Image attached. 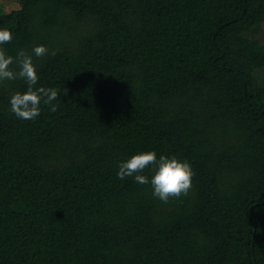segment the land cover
Instances as JSON below:
<instances>
[{
	"label": "trees",
	"instance_id": "16d2710c",
	"mask_svg": "<svg viewBox=\"0 0 264 264\" xmlns=\"http://www.w3.org/2000/svg\"><path fill=\"white\" fill-rule=\"evenodd\" d=\"M17 2L4 47L46 46L61 94L24 120L0 86V264H264V0ZM143 151L189 161V194L118 178Z\"/></svg>",
	"mask_w": 264,
	"mask_h": 264
},
{
	"label": "clouds",
	"instance_id": "9594fccd",
	"mask_svg": "<svg viewBox=\"0 0 264 264\" xmlns=\"http://www.w3.org/2000/svg\"><path fill=\"white\" fill-rule=\"evenodd\" d=\"M14 34L8 28H0V86L7 81L23 80L27 84L26 91L15 92L10 97V111L18 119L35 120L42 111V106L51 112H56L59 105L57 101L61 90L52 87L36 85L39 82L37 66L33 57L41 58L49 54V49L39 45L28 53L25 50L17 52L16 56L9 55L4 45L11 43ZM52 55H55L53 52ZM15 64L18 70L14 71ZM68 89L63 90V95ZM118 178L134 177L139 184H150L152 194L163 203L171 199L187 196L193 187L196 175L191 163L176 156L159 155L156 151H143L132 155L129 159L118 165ZM152 169L153 175L149 178L144 173Z\"/></svg>",
	"mask_w": 264,
	"mask_h": 264
},
{
	"label": "rangeland",
	"instance_id": "374dc122",
	"mask_svg": "<svg viewBox=\"0 0 264 264\" xmlns=\"http://www.w3.org/2000/svg\"><path fill=\"white\" fill-rule=\"evenodd\" d=\"M18 10L19 4L17 0H0V26L11 24L19 20ZM259 38L262 43H264V24Z\"/></svg>",
	"mask_w": 264,
	"mask_h": 264
}]
</instances>
